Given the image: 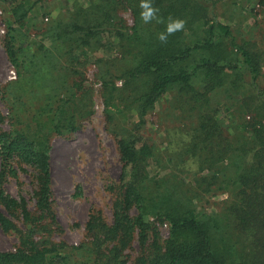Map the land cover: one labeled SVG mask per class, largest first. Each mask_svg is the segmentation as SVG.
<instances>
[{
  "label": "trees",
  "instance_id": "1",
  "mask_svg": "<svg viewBox=\"0 0 264 264\" xmlns=\"http://www.w3.org/2000/svg\"><path fill=\"white\" fill-rule=\"evenodd\" d=\"M36 1L0 0L8 38H15L16 23ZM140 2L74 0L72 9L39 29L36 52L21 54L5 41L16 64L15 86L26 84L21 78L41 82L29 89L28 99L37 106L26 119L6 128L0 110V226L18 236L15 248L0 250V264H51L57 254L63 264H126L134 239L135 264H264V86L259 82L264 45L223 21L216 0H152L160 23L143 22ZM124 9L130 10L132 24L120 14ZM169 18L185 20V27L161 43L158 36ZM108 44L117 56L104 60L95 51ZM88 53L103 61L97 76L122 172L111 187V219L92 208L85 239L68 245L36 233L52 231L48 225L55 222L51 136L72 132L92 112L91 88L83 86L78 67ZM62 71L70 79L67 85H47L64 81ZM116 76L122 78L120 86ZM219 88L239 96L237 120L229 124L219 118L212 99ZM165 94L173 122L164 128V144L157 145L140 131L146 113ZM129 106L136 121L123 119ZM24 166L32 169L33 209L24 195L4 188ZM218 191H228L229 197L211 213L198 200ZM157 220L167 223L165 236Z\"/></svg>",
  "mask_w": 264,
  "mask_h": 264
},
{
  "label": "rangeland",
  "instance_id": "2",
  "mask_svg": "<svg viewBox=\"0 0 264 264\" xmlns=\"http://www.w3.org/2000/svg\"><path fill=\"white\" fill-rule=\"evenodd\" d=\"M34 1V0H31ZM74 0H38L30 7L27 16L22 23H16L15 38H8L6 25L3 19V10L0 6V110L5 115V122L2 124L8 128L11 123L18 119L24 120L31 115L36 108V102H30L29 89L41 80L34 78H21V87L17 84L16 76L11 77L12 69L16 70V64L10 60L6 49L5 41L9 39L11 46L20 50L21 54L28 55L29 52H36L39 47L38 31L45 27L46 22L72 9ZM85 3L86 0H78ZM216 11L219 17L230 23L238 35L254 39L259 45H264V0H216ZM126 23L132 24L133 17L129 9L120 11ZM7 34V36H6ZM98 57L111 58L116 55L115 47L109 44L100 47L95 51ZM88 60L79 65L84 78L81 80L83 86L91 88V109L89 116L80 119L77 129L69 133H54L50 139L49 162L51 172V204L55 214V222L51 223L49 229L38 231L37 237L42 233L48 235L55 241H61L68 245L78 244L85 239V221L92 208L101 209L102 213L109 220L112 216V190L111 187L118 183L122 172V163L117 150L116 138L109 128L104 113L101 79L97 76L99 61L88 53ZM112 59V58H111ZM115 62L111 60L110 64ZM44 77H51L43 73ZM59 75L66 78V72ZM79 77V76H77ZM15 79V80H14ZM64 81L51 80L48 84H65ZM260 85L264 86V64L263 74L259 79ZM44 83V82H42ZM116 85L122 84V78L115 77ZM60 84V85H61ZM24 85H31L25 90ZM62 86V85H61ZM18 93L24 96L18 98ZM168 94L163 95L145 115V124L141 128L143 137L153 140L157 145H163L165 135L164 128L173 122L172 115L168 114ZM212 99L218 104V116L223 123L229 124L232 119L235 121L236 107H238V95L232 91H225L222 88L212 92ZM241 113V111H240ZM123 119L136 121L137 116L134 108L127 107ZM120 115V117H122ZM252 113L245 114L249 119ZM118 122L120 120L118 119ZM129 123V122H128ZM228 128L230 129L229 125ZM233 135L238 133L232 132ZM240 136V135H239ZM18 170V178L8 177L4 182V188L12 195L19 197L24 195L28 206L33 209V187L34 181L32 169L29 166ZM151 165L149 166V169ZM229 197L228 191H218L202 194L198 200L199 204L207 211L218 212L221 210L224 201ZM3 209V207L1 206ZM4 210V209H3ZM19 227L24 228L25 224L20 218L12 217ZM160 235L167 234L168 225L166 222L156 221ZM18 243L17 234L12 231H4L0 226V250L13 249ZM130 257L126 264H135V258L139 250L136 239L132 240L131 247L126 249ZM65 250H60L64 253ZM51 264H63L58 257Z\"/></svg>",
  "mask_w": 264,
  "mask_h": 264
},
{
  "label": "clouds",
  "instance_id": "3",
  "mask_svg": "<svg viewBox=\"0 0 264 264\" xmlns=\"http://www.w3.org/2000/svg\"><path fill=\"white\" fill-rule=\"evenodd\" d=\"M139 7L141 9L140 17L144 23H150L153 20H156L158 23L162 22V20L157 16L159 9L154 6L152 0H141ZM185 23L186 21L183 19L169 18L166 31L161 32L158 39L161 43H167L168 37L170 35H174L178 31H182L185 27Z\"/></svg>",
  "mask_w": 264,
  "mask_h": 264
},
{
  "label": "built area",
  "instance_id": "4",
  "mask_svg": "<svg viewBox=\"0 0 264 264\" xmlns=\"http://www.w3.org/2000/svg\"><path fill=\"white\" fill-rule=\"evenodd\" d=\"M11 72H12L11 77H15V76H16V71H15V69H12Z\"/></svg>",
  "mask_w": 264,
  "mask_h": 264
}]
</instances>
